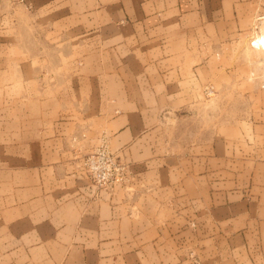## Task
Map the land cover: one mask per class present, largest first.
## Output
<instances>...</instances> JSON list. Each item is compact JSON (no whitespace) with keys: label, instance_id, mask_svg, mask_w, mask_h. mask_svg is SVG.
Instances as JSON below:
<instances>
[{"label":"crops","instance_id":"0c3cea01","mask_svg":"<svg viewBox=\"0 0 264 264\" xmlns=\"http://www.w3.org/2000/svg\"><path fill=\"white\" fill-rule=\"evenodd\" d=\"M260 16L264 0H0V264H264V88L234 83L230 105L218 84L248 79L234 64ZM103 133L128 181L96 191L81 159Z\"/></svg>","mask_w":264,"mask_h":264},{"label":"rangeland","instance_id":"374dc122","mask_svg":"<svg viewBox=\"0 0 264 264\" xmlns=\"http://www.w3.org/2000/svg\"><path fill=\"white\" fill-rule=\"evenodd\" d=\"M263 17L264 16L256 17L252 21L249 32L243 35L242 38L248 42V46L241 49L242 55L240 63L234 64L237 69L239 68L241 73H248V79H241L240 81L221 80L218 82L219 88L221 89L219 93L223 104L231 105L233 103L231 89L234 83L236 85L239 84L238 87L242 89L264 88V50L258 46L260 37L264 36ZM252 41H255L256 46L259 47L258 49L252 47ZM232 65L233 63L231 62L225 63L226 70H232ZM65 67H68V65H65ZM222 92L227 94L221 95ZM204 95L206 99H209L210 103H213L212 100L218 95L216 86L213 83L208 84L204 91ZM252 98L254 101L255 97L253 96ZM257 98L255 102H258ZM262 99L264 98L262 97ZM226 114L229 113L226 112ZM239 114L244 113L240 112ZM182 118H184V113L182 114ZM0 163L7 164L8 161L2 160ZM103 168H106V170L110 169L111 178L100 173V170ZM81 169L96 191L106 190L116 185L124 186L128 181V167L121 161L120 157L113 153L105 133L98 137L95 148L82 157ZM7 200L8 193L0 192V219L7 216ZM3 226L7 225H2V227ZM5 249H8V240L2 239L0 240V263L2 261H7V258L1 256Z\"/></svg>","mask_w":264,"mask_h":264},{"label":"built area","instance_id":"2783aa9c","mask_svg":"<svg viewBox=\"0 0 264 264\" xmlns=\"http://www.w3.org/2000/svg\"><path fill=\"white\" fill-rule=\"evenodd\" d=\"M262 19H264V17ZM251 44H252V47L253 48H255V49H258L259 48V47L256 46L255 41H252ZM259 46L264 50V43L262 41H261V43H260ZM100 173H103L106 176H108L109 178H111V171H110V169L106 170V168H103V169L100 170Z\"/></svg>","mask_w":264,"mask_h":264},{"label":"bare ground","instance_id":"6f19581e","mask_svg":"<svg viewBox=\"0 0 264 264\" xmlns=\"http://www.w3.org/2000/svg\"><path fill=\"white\" fill-rule=\"evenodd\" d=\"M261 41L264 43V36H261L258 41V46L260 45ZM260 47V46H259ZM261 48V47H260ZM262 49V48H261Z\"/></svg>","mask_w":264,"mask_h":264}]
</instances>
